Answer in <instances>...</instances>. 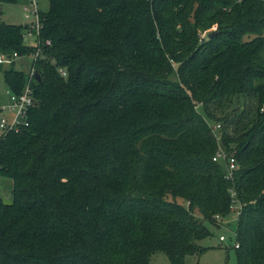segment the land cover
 I'll use <instances>...</instances> for the list:
<instances>
[{
  "label": "trees",
  "instance_id": "obj_1",
  "mask_svg": "<svg viewBox=\"0 0 264 264\" xmlns=\"http://www.w3.org/2000/svg\"><path fill=\"white\" fill-rule=\"evenodd\" d=\"M47 1L37 32L0 22L39 75L0 132V264H185L233 214L235 264H264V0Z\"/></svg>",
  "mask_w": 264,
  "mask_h": 264
},
{
  "label": "rangeland",
  "instance_id": "obj_2",
  "mask_svg": "<svg viewBox=\"0 0 264 264\" xmlns=\"http://www.w3.org/2000/svg\"><path fill=\"white\" fill-rule=\"evenodd\" d=\"M37 3L38 11H47V0H37ZM24 8H33L31 0H16L14 4H0V22L15 25L30 23V21L33 20V16L29 15V17L26 18L25 13H27V10H24ZM32 23L33 22H31L29 26ZM36 42L37 40L35 36H27L26 43L28 45H34ZM31 61L32 58L29 56L17 57L14 59V68L27 73L30 71ZM7 65L8 64H4L3 68H6ZM9 104V96L7 93L6 84L4 82L3 71L0 70V117L8 114L7 111L2 112L1 109L6 108L9 106ZM215 127L216 125L214 124L213 130L216 129ZM216 135L219 138L218 132H216ZM10 190V179L0 178V198L7 204L11 203L12 201ZM234 218V214L230 215L226 218H223V221L226 223L225 225L217 228L211 226V235L198 241V244L202 247H205V250L199 255L187 256L185 258V264H235L233 250L235 240ZM220 221L221 220L219 219V222ZM221 235L224 237V241L219 240V236ZM150 264H169V262L162 252H155L150 257Z\"/></svg>",
  "mask_w": 264,
  "mask_h": 264
},
{
  "label": "built area",
  "instance_id": "obj_3",
  "mask_svg": "<svg viewBox=\"0 0 264 264\" xmlns=\"http://www.w3.org/2000/svg\"><path fill=\"white\" fill-rule=\"evenodd\" d=\"M31 3L33 5L32 9L24 8V10H27V13H25V17L28 18L29 15L33 16V20L30 21V23L33 22L30 25V29L31 31L37 32L39 28V11L37 7L38 3L37 0H31ZM31 31H28L27 36L33 35ZM37 55L38 51L36 52V54L31 56V58L35 59ZM17 57H19L17 53H13L11 57H4L3 55H0V63L10 64ZM34 73V69L30 68L28 82L20 94H13L7 91L10 104L6 108L1 109L2 112H8V114H6L5 116L0 117V130L2 132H18L21 128L28 127V110L32 105V90L30 89L29 83ZM218 127L219 126H216L215 128ZM212 161H224L227 168L226 178H231L232 171L235 170L237 167L235 158L231 155H227L221 149H219L216 154L212 157ZM231 196L234 197V193H232ZM219 240L224 241V237L222 235L219 236Z\"/></svg>",
  "mask_w": 264,
  "mask_h": 264
},
{
  "label": "water",
  "instance_id": "obj_4",
  "mask_svg": "<svg viewBox=\"0 0 264 264\" xmlns=\"http://www.w3.org/2000/svg\"><path fill=\"white\" fill-rule=\"evenodd\" d=\"M215 34V31L211 32L208 34V37L211 38L213 35ZM34 77L37 81H39V75L37 74V72L34 73Z\"/></svg>",
  "mask_w": 264,
  "mask_h": 264
},
{
  "label": "crops",
  "instance_id": "obj_5",
  "mask_svg": "<svg viewBox=\"0 0 264 264\" xmlns=\"http://www.w3.org/2000/svg\"><path fill=\"white\" fill-rule=\"evenodd\" d=\"M27 24H29V23H24V24H20V25H24V26H26ZM15 25V24H14ZM235 219V218H234Z\"/></svg>",
  "mask_w": 264,
  "mask_h": 264
}]
</instances>
